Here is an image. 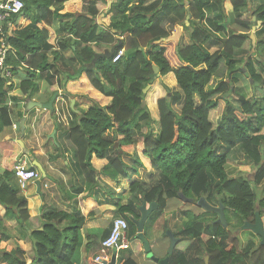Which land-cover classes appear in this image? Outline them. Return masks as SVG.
<instances>
[{
  "label": "trees",
  "instance_id": "16d2710c",
  "mask_svg": "<svg viewBox=\"0 0 264 264\" xmlns=\"http://www.w3.org/2000/svg\"><path fill=\"white\" fill-rule=\"evenodd\" d=\"M22 1V11L3 24L4 40L10 46L6 65L19 77L22 95L30 96L38 78L54 84L56 76L63 75L65 87L67 81L85 72L95 90L112 97L110 106L93 99L87 111L78 113L70 109V124L63 128L64 138L73 145L74 159L85 177L88 194H94L101 173L113 179L127 177L124 156L127 149L138 143L134 129H141V122L148 121L149 130L140 146L151 162V178L147 182L132 180L133 195L118 210V216L129 224L130 248L138 252L142 245L132 221V217L141 216L139 206L143 202L159 205L147 222L149 228L164 218L170 200L181 191L194 198L196 206L202 196L213 205L225 203L228 227L211 221L208 214L182 209L180 214L186 220L176 235L180 241L192 243L186 250L175 249L170 264H264L261 239L250 238L242 246L240 237L234 234V229L245 222L255 221L257 208L264 219V195L259 196L254 187L264 185V93L260 96L257 91L260 84L264 90V57L236 56V50L252 40L250 32L256 25L252 15L263 23L258 34H264V1L252 15L248 12L249 0H230L231 13L225 8L227 0H155L148 5L145 0ZM83 3L87 13L81 11L77 15ZM107 6L112 12L111 23L96 34L97 14ZM67 17L72 18L65 25L75 37L74 43H82L73 58L65 56L71 39L57 44V37L52 34L54 23ZM178 24L192 28L193 44L178 47L174 42L168 47L165 41L157 42L169 37ZM120 41L115 54L100 57L90 67L99 53L97 49H111ZM212 44L219 46L217 51L209 50ZM255 46L257 50L264 47V38ZM120 49L125 50L124 54L114 61ZM241 61L245 62L246 74L239 66ZM171 71L181 90L173 92L164 85L169 93L158 100L160 130L155 135L150 109L142 105L144 89ZM241 74L256 89L252 98L240 92ZM10 82V78L0 75L1 129L12 125L14 113L7 105L8 99H21L9 97ZM231 94L237 104L230 99ZM181 100L178 111L173 102ZM219 108L220 116L215 115L214 120L213 112ZM111 132L113 139L107 136ZM119 135L123 137L119 139ZM115 140L119 141L118 146ZM236 147L238 150L234 151ZM231 150L235 152L234 159L237 154L243 165L254 167V180L250 174L244 177L228 172L227 164L233 159ZM93 155L108 159L101 172L93 165ZM136 160L144 166L140 158ZM27 204L15 172H1L0 206L5 208V215L16 219L19 228L17 232L9 231L7 221L0 216V264H75V253L83 245L86 217L80 211L47 209L41 214L42 229L29 232L31 215ZM11 238L15 245L2 248V241ZM28 239L32 242L30 251L26 249ZM123 264L136 262L128 258Z\"/></svg>",
  "mask_w": 264,
  "mask_h": 264
},
{
  "label": "crops",
  "instance_id": "0c3cea01",
  "mask_svg": "<svg viewBox=\"0 0 264 264\" xmlns=\"http://www.w3.org/2000/svg\"><path fill=\"white\" fill-rule=\"evenodd\" d=\"M112 1L113 0H110V3ZM145 1V5H148L155 0ZM263 1L264 0H249V14L252 15L253 10H255L258 5L262 4ZM81 5L82 3L80 6ZM225 8L227 13H231L232 5L230 0L226 1ZM69 10L71 9L67 3L66 11ZM100 10L101 12L97 14L96 34L106 29L111 23L112 12L108 11V6L100 8ZM81 11L82 14L87 13L84 8V3L82 10L80 8L76 12L77 15H79L78 13H81ZM71 19L70 17L60 18L54 23V29L52 28L53 38H55V36L57 37V44L66 38L71 39L69 47L65 50V56L67 58H73L76 55L75 52L77 48L80 49L82 47V43L76 46V43L73 41L75 37L68 32L65 25V23L67 21L69 22ZM252 20L256 22V25L250 32L252 38L251 46L256 48V43L264 38V34L260 35L257 32L263 23L257 21L256 15H252ZM226 23L229 24V21ZM190 42L191 37L188 28L182 25V35L178 44L180 47H183L189 45ZM107 48L109 47L105 46L103 50ZM218 48L219 46L217 44H212L209 50L215 52ZM97 50L99 52L103 51ZM246 50L244 46L243 48L237 49L236 53H242V51L246 53ZM63 78V75H57L54 84H49L44 78H38L36 87L29 97H27L28 95H22L19 88V77L14 75V77L10 79L9 97H18L21 99L14 101V99L10 98L7 101V105L13 109L14 114H12L11 117L12 125L6 126L3 129L0 127V173L4 170H13L14 164L21 158H26L29 165L32 166H35L34 163L37 160L43 168V170L38 168L41 172V177L29 182L25 189H20V193L25 196L28 201L27 205L31 215V228L29 232L42 229L41 214L47 209L65 210L68 212L80 211L82 215L86 217V220L83 228V245L79 248V251L75 253V264H102L97 263L94 258L96 254H98L103 239L110 232L113 219L118 216L119 207L123 204H128L133 195L131 192V181L139 180L141 182H147L151 178L145 179L144 175L151 173L152 167L149 158L144 155L140 146L143 135L149 130L148 121L141 122V129H134V137L138 143L127 149V153L124 156V160L127 164H134L140 168L143 178H137L136 173H134L131 179H126L122 176L113 179L101 173L98 176L99 184L94 194H88L85 177L81 174L74 159L73 145L64 138L63 128L70 124V119L72 117L70 109H74L78 113L87 111L91 107V100L93 99L99 101V103L104 106H110L112 97L101 93L97 89L95 90L88 74L85 72L82 73L80 77L67 81L65 87L63 86ZM156 80L157 81L153 83V85L150 84L154 89L146 96V104L152 115L151 127L155 135L158 134L160 130L158 100L160 97L167 94L164 84L170 87V81H172L178 86L179 89L177 91L181 90L177 83V78L172 71L166 75L157 77ZM166 80H169V82ZM242 84H244V82H242ZM56 92L58 94L53 103L54 110L38 106H29V101L48 103ZM65 94H68V97H66ZM195 99H198L197 95ZM62 105H64V114L67 120H61L57 112V108ZM14 124L16 127H14ZM54 132L55 135L52 136ZM122 137V135H119L118 138L121 139ZM108 138L113 139L112 132ZM115 145H119L118 140H115ZM137 157L142 160L144 166H140L137 163ZM92 162L95 168L101 172L108 163V159L93 155ZM250 175V179L254 180V175L252 173ZM39 180L41 186L38 184ZM177 203V201L171 199L166 213L164 214L165 218L158 220L154 225H150L151 227L149 228L146 227V224V228H144V235L151 243L152 253L159 258L167 256L166 253H168L171 244V240L167 236V231H175L176 234L175 218L177 210L173 208ZM179 206L181 209V205ZM170 208L173 209L169 211L171 212L169 213L170 220H166L168 218L167 211L170 210ZM184 209H187V206ZM5 214V208L0 206V216H3L7 221L10 227L9 231L17 232L19 225L16 219ZM181 218L178 216V219ZM159 227L160 229L157 232L156 230ZM207 238V235L204 236L205 240H207ZM191 243L190 240L182 241V243L178 244L179 249L186 250L185 248ZM14 245L15 240L12 238L4 240L1 243L2 248L8 246L13 247ZM178 245H176V247ZM143 248L142 244L138 252H135V250L131 248L122 250L118 253L117 257L114 252H111L109 253L110 261H108V264H111L113 259H115L114 264H123L128 258L133 259L136 264H159L150 257ZM26 249L29 251L32 249V242L29 239L26 243Z\"/></svg>",
  "mask_w": 264,
  "mask_h": 264
},
{
  "label": "water",
  "instance_id": "95a60500",
  "mask_svg": "<svg viewBox=\"0 0 264 264\" xmlns=\"http://www.w3.org/2000/svg\"><path fill=\"white\" fill-rule=\"evenodd\" d=\"M188 25V23H186ZM182 35V25L177 26V28L172 32V34H170L169 37H163L161 38L159 41L157 42H161V41H170L173 40L176 42V44H178L180 42V38ZM121 45V41L120 43L115 46L110 48H107L104 50V52H99L96 53L91 64L90 67H94L96 64V61L100 58V57H106L109 58L111 57L113 54H115L116 52V48ZM154 69L156 72H159V67L157 65H154ZM150 87V85H148L145 89L144 92L147 91V89ZM57 92L56 94H54V96L52 97V99L48 102V103H41V102H33V101H29V106H38V107H43L46 109H50V110H54V100L57 97ZM143 106L146 105V101L144 100L142 103ZM55 135V132L52 136ZM34 165L39 168L40 170H43L41 164H39V162L36 160V162L34 163ZM255 178V177H254ZM253 179V178H252ZM39 186H41V182L39 180L38 182ZM178 197L184 201V202H188V203H195V199L192 197H187L183 192H178ZM197 205L201 206L203 208H205L206 210H208L209 212L214 213L217 216L216 219V223L220 224L224 227H228V221L226 218V212H225V208L226 205L223 202H220L219 206H215L213 204H211L209 201H207V199L202 196L199 198V200H197ZM159 207L157 202H152L150 204H147L146 202H143L140 206V212H141V216L140 218H135L132 217V221L136 224V228H138V233H137V238H139L143 244V249L144 251L150 256L152 257L157 263L159 264H170V255L173 254V252L175 251L176 245L180 242V238L175 234V231H171L168 230L167 231V236L170 238L171 240V244L168 250V255L163 257V258H159L157 257L154 253H152V247H151V243L150 241L146 238V236L144 235V227L147 224V221L149 220L151 214L157 210ZM243 229L244 230H252L254 233H256L259 237H260V243L262 245H264V219L261 217L260 212H259V208H257L256 210V218L255 221L253 222H245L243 224ZM209 256H206V263H208L209 261ZM115 259H113V262L111 264H114Z\"/></svg>",
  "mask_w": 264,
  "mask_h": 264
},
{
  "label": "built area",
  "instance_id": "2783aa9c",
  "mask_svg": "<svg viewBox=\"0 0 264 264\" xmlns=\"http://www.w3.org/2000/svg\"><path fill=\"white\" fill-rule=\"evenodd\" d=\"M22 0H0V75L12 79L14 73L11 68L6 65V57L10 50V46L4 40L5 32L3 24L13 14H18L24 7ZM8 26H12L11 22H8ZM124 49H120L114 56V61L120 59L124 52ZM64 105L57 108V112L60 115L61 120H67L64 114ZM14 127L16 125L14 124ZM16 178L19 186L25 189L29 182L34 181L40 177L38 169L29 166L27 159H19L14 166ZM47 186V184H46ZM129 224L123 217H115L112 221L109 234L103 239L101 248L96 254L94 260L97 263L108 264L110 261L109 253L114 252L115 256L122 250L129 249L131 247V238L128 234Z\"/></svg>",
  "mask_w": 264,
  "mask_h": 264
},
{
  "label": "rangeland",
  "instance_id": "374dc122",
  "mask_svg": "<svg viewBox=\"0 0 264 264\" xmlns=\"http://www.w3.org/2000/svg\"><path fill=\"white\" fill-rule=\"evenodd\" d=\"M191 30H192V28H188V31H189V33L191 34ZM166 42V44H168V47L169 46H173L174 45V42L175 41H173V40H170L169 42L168 41H165ZM168 42V43H167ZM176 43V42H175ZM191 44H193V41L191 40V42H190V44L189 45H191ZM251 44H252V40L250 39V40H247V42L245 43V49H247L246 50V53L244 52V51H242V53H239V52H237L236 53V56H238V57H242L243 59H244V57H249V56H252L254 59H256V58H260V57H264V47H260L259 49L260 50H257V49H255L254 47H252L251 46ZM186 46V45H185ZM178 47H180V45H178ZM104 48V47H103ZM224 65H222V67H223ZM239 66L242 68V70H243V72L246 74V71H247V68L245 67V62L244 61H241V62H239ZM92 68V67H91ZM240 77H241V81L242 82H244V84H241V90H240V92H244V93H246V95H248V96H250L251 98L253 97V93H255L256 92V89H255V87L253 86V83L252 84H250L249 83V79L247 78V77H244V75L243 74H241L240 75ZM157 79V78H156ZM154 80V82L153 83H155L157 80ZM174 80V79H173ZM166 81H168L169 82V80H166ZM153 83L151 84V85H153ZM165 85V84H164ZM255 85V84H254ZM256 86V85H255ZM164 88H165V86H164ZM154 88H152V86H150L148 89H147V91L145 92L146 93V96H147V94L150 92L151 93V90H153ZM170 89L173 91V92H175V91H177L179 88H178V86H176V84L174 83V82H172V81H170ZM165 90H166V92H167V94L165 95L166 97L168 96V91H167V89L165 88ZM257 91L260 93V96L264 93V90L262 89V86H261V84L259 85V88L257 89ZM165 96H163V97H165ZM163 97H160V98H163ZM230 99L231 100H233V103H235V104H237V100H236V98H235V96L233 95V94H231V96H230ZM145 101H146V97H145ZM182 100L181 101H179V102H177V101H174L173 102V106L175 107V109H177L178 111H180V109H181V107H182ZM145 106H147V104L145 105ZM220 113H221V109L219 108V110H217V111H215V112H213V114L214 115H212V118H214V120H216V118L214 117L215 115H217V117H219L220 116ZM109 135H110V133H109ZM109 135H107L108 137H109ZM264 149V148H263ZM238 150V148L236 147L235 149H234V151H237ZM233 150H231V156H232V158H233V156H234V154H235V152H234ZM236 156V158L237 159H231L230 160V162L227 164V170H228V172L231 174V175H235V176H244V177H248L249 176V174H251V173H253L254 172V167L253 166H251V165H243L242 164V161L240 160V158H239V155L237 156V154L235 155ZM239 158V159H238ZM126 171H127V173H128V175H127V177H125L126 179H131L132 178V176L134 175V173H136V176H137V178H143V174L140 172V168H138L136 165H129V164H126ZM151 173H152V171H151ZM145 176V179H149V176H151V174L150 173H148V175L146 174V175H144ZM254 187H255V189H256V191H257V193H258V195L259 196H263L264 195V185H262V186H255L254 185ZM179 198V197H178ZM178 198H174V201H177L178 203L174 206V208L173 209H175V210H177V212H176V218H175V227H176V231L178 230V228L182 225L181 223H183L186 219H185V217L184 216H182L181 214H180V210L184 207H186L187 206V209H191V210H193V212L194 213H196V214H203V215H205V214H208L209 213V211L208 210H206L205 208H203V207H201V206H196V205H194V204H192V203H188V202H184V201H182L181 199H178ZM179 205H181V209H180V206ZM183 208V209H184ZM172 208H170V210H168L167 211V215H168V218L166 219V220H170V218H169V213H171V212H169V211H171V210H173ZM202 211H203V213H202ZM174 212V211H173ZM175 213V212H174ZM178 216H180V218H181V216H182V218L181 219H178ZM165 218V217H164ZM159 229H160V227L159 228H157V232L159 231ZM157 232H155V233H157ZM236 234L240 237V240H241V243H242V246H246L247 245V240H249L250 238H253V239H255L256 241H258V237L255 235V234H253V233H251V232H249V230H243V231H237L236 232ZM183 241H185V240H183ZM180 243H182V241H180L178 244H180ZM177 244V245H178ZM181 246V245H180ZM179 249V245L176 247V250H178ZM186 249V248H185Z\"/></svg>",
  "mask_w": 264,
  "mask_h": 264
},
{
  "label": "flooded vegetation",
  "instance_id": "af4514ba",
  "mask_svg": "<svg viewBox=\"0 0 264 264\" xmlns=\"http://www.w3.org/2000/svg\"><path fill=\"white\" fill-rule=\"evenodd\" d=\"M211 203V202H210ZM212 204V203H211ZM194 205H196L195 203H194ZM220 205V204H219ZM218 204L217 205H215V206H219ZM198 206V205H197ZM225 210H226V208H225ZM226 212V211H225ZM256 214V213H255ZM208 217H209V219H211V221H212V219H213V221L216 223V219H217V216L214 214V213H212V212H209L208 213ZM148 222V221H147ZM244 229H243V226L241 227V228H237V229H234V234H236V232L237 231H243ZM249 232H251V233H253V234H255L258 238H260L256 233H254L252 230H249ZM250 240V239H249ZM258 241H259V239H258Z\"/></svg>",
  "mask_w": 264,
  "mask_h": 264
},
{
  "label": "clouds",
  "instance_id": "9594fccd",
  "mask_svg": "<svg viewBox=\"0 0 264 264\" xmlns=\"http://www.w3.org/2000/svg\"><path fill=\"white\" fill-rule=\"evenodd\" d=\"M21 159H23V158H21ZM25 159H26V158H25ZM27 161H28V160H27ZM16 163H17V162H16ZM16 163H15V164H16ZM15 164H14V166H15ZM28 165H29V163H28ZM29 166H32V165H29ZM32 167H35L36 169H38L36 166H32ZM13 171L15 172L14 167H13ZM38 171H39V169H38ZM39 173H40V177H41V172L39 171ZM15 175H16V174H15ZM40 177H39V178H40ZM39 178H38V179H39ZM16 179H17V178H16ZM34 180H35V179H34ZM18 185H19V184H18ZM19 187H20V186H19ZM20 189H22V188L20 187ZM195 203H196V202H195ZM193 204H194V203H193ZM129 249H130V248H129Z\"/></svg>",
  "mask_w": 264,
  "mask_h": 264
}]
</instances>
